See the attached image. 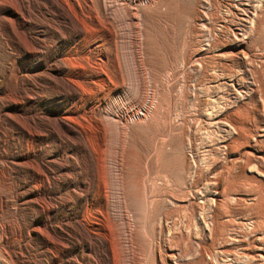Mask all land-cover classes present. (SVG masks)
Returning a JSON list of instances; mask_svg holds the SVG:
<instances>
[{
	"label": "rangeland",
	"instance_id": "rangeland-1",
	"mask_svg": "<svg viewBox=\"0 0 264 264\" xmlns=\"http://www.w3.org/2000/svg\"><path fill=\"white\" fill-rule=\"evenodd\" d=\"M86 1L106 26L84 44L64 0H0V264H150L138 246L160 233L154 222L189 235L179 247L160 240L181 262L207 242L214 202L224 245L244 263L236 240L264 238L251 218L264 189V0H102L119 21ZM135 8L137 30L126 15ZM242 50L262 80L245 72ZM74 61L112 80L79 98L57 71ZM69 111L80 122H66ZM240 133L248 144L235 143Z\"/></svg>",
	"mask_w": 264,
	"mask_h": 264
},
{
	"label": "bare ground",
	"instance_id": "bare-ground-1",
	"mask_svg": "<svg viewBox=\"0 0 264 264\" xmlns=\"http://www.w3.org/2000/svg\"><path fill=\"white\" fill-rule=\"evenodd\" d=\"M77 3L75 4H72V2H69V0H64V4H66L67 6H70L71 7V12H69V16H68V19H73L77 25L81 28L78 32L81 33V35L83 34V37H82V43H87L88 42V36H87V32L89 31H97L100 30L101 28H103L105 23H103V21H101L102 19L96 15V14H90L89 12L88 13H84L83 9H82V4L80 0H76ZM89 1V0H88ZM88 1H86V5H88ZM98 1V0H97ZM148 1V0H147ZM260 1V0H259ZM90 2V1H89ZM102 2V0H101ZM129 2V1H128ZM150 2L153 3L152 0H150ZM84 3V2H83ZM99 3V2H98ZM97 3V4H98ZM261 3V2H260ZM63 4V5H64ZM82 4V5H81ZM91 4V3H90ZM151 4V3H150ZM149 5V3H148ZM260 5V4H259ZM90 7V5H88ZM94 6V5H93ZM99 6V5H98ZM79 10H78V8ZM92 7V6H91ZM101 7V10L103 11V15H106V13L108 12L107 9H112L113 12H115L117 15H116V18L118 17V21H119V14L117 13V11L113 10V2L112 1H109V4L107 3H104V1L101 3L100 5ZM69 8V7H68ZM93 8V7H92ZM95 8V7H94ZM263 8V7H261ZM96 9V8H95ZM95 9H93L95 11ZM66 10V9H65ZM68 10V9H67ZM92 10V11H93ZM140 9H133L132 12L130 11H126V15L128 16L129 20L133 21V25L135 24L136 26V30H137V23L134 22V20H138L139 17H143V14L141 11H139ZM143 10V9H142ZM255 10L256 9H253L254 13H255ZM69 11V10H68ZM145 11V10H144ZM87 12V11H86ZM91 12V11H90ZM97 13V10L95 11ZM111 12V15L112 13ZM119 12V11H118ZM260 12V11H259ZM92 13V12H91ZM94 13V12H93ZM99 13V12H98ZM100 14V13H99ZM66 15V14H65ZM102 15V16H103ZM109 14H107L108 16ZM110 15V16H111ZM114 15V14H113ZM112 15V18L115 16ZM197 15V16H196ZM195 16V19H197V17H200L199 14H196ZM252 16V15H251ZM257 16V15H256ZM261 16V15H260ZM106 17V16H105ZM104 17V18H105ZM254 17V15H253ZM115 18V17H114ZM115 18V20H117ZM248 19H250V17L247 16ZM255 18V17H254ZM106 19V18H105ZM105 19H104V22H105ZM140 20V19H139ZM108 21V20H106ZM247 21V20H245ZM257 22V20H255ZM103 23V25H101ZM121 23V22H120ZM245 23V22H244ZM249 23V21H248ZM255 24V23H254ZM76 25V27H77ZM117 25V24H116ZM246 25V24H245ZM121 26V25H120ZM129 26V25H128ZM140 26V25H139ZM254 26V25H253ZM118 27V26H117ZM244 27V26H243ZM247 27V26H246ZM257 27L255 26V31H256ZM264 29V28H263ZM242 30V29H241ZM76 31V30H75ZM137 32V31H136ZM140 33V31H138ZM116 33V31H115ZM102 34V33H101ZM254 34V33H253ZM136 35V34H135ZM116 36V35H115ZM139 36V34H138ZM137 37V36H136ZM236 37V36H235ZM139 38V37H138ZM115 39V38H114ZM214 39V38H213ZM108 40V39H107ZM241 40V38H240ZM114 41V40H113ZM214 41V40H213ZM239 41V40H238ZM245 41V39H244ZM107 42V41H106ZM137 42V41H136ZM135 42V43H136ZM121 43V42H120ZM207 43V42H206ZM239 43V42H238ZM242 43H243V39H242ZM83 44V45H84ZM99 46L100 45V41L99 40H96L95 41V46ZM139 44V43H138ZM209 44V43H207ZM119 45V44H118ZM213 42L210 41V45H208V48L205 50L203 48V50L205 51H201L199 50L195 56H197V58H201V57H204L203 55H205L210 49V47H212ZM117 46V44L115 45ZM206 46V45H205ZM140 48V47H139ZM109 49V48H108ZM242 49V48H241ZM240 49V50H241ZM93 50V49H92ZM102 50V49H101ZM119 50H122V49H119ZM118 50V51H119ZM239 50V49H238ZM246 50V49H245ZM76 51V50H75ZM94 51V50H93ZM107 51V50H106ZM138 51V50H137ZM237 51V50H236ZM242 54H243V58H239V60L241 59V62L245 65H248L249 67L247 68V73H249L250 75H256L258 76V78H260L262 80V72L260 68L258 67H255L254 65H252L250 63V59H249V56L247 57L246 55V52L244 50H242ZM140 52V51H139ZM191 52V51H190ZM138 53V52H137ZM236 54V53H235ZM122 55V54H121ZM207 55V54H206ZM210 55V54H209ZM108 56V55H107ZM112 56V55H111ZM141 56V55H139ZM138 56V57H139ZM190 56V55H189ZM211 56V55H210ZM227 56V55H226ZM97 57V56H96ZM214 57V56H213ZM78 58V57H77ZM117 58V61H118V57L116 56ZM132 58L134 60L138 59L137 58V55L135 52L132 53ZM199 58V59H200ZM205 58V57H204ZM203 58V59H204ZM96 59V58H95ZM140 59V58H139ZM142 59V58H141ZM140 59V60H141ZM190 58L188 57L186 59V61H188ZM196 58H194L195 60ZM211 59V58H210ZM79 60L82 62L85 61L86 62V57H81L79 58ZM94 60V59H93ZM97 60V59H96ZM102 60V59H100ZM138 61V62H141V61ZM201 60V59H200ZM212 60V59H211ZM64 61V59H63ZM92 61V60H91ZM98 61V60H97ZM108 61V60H107ZM106 61V62H107ZM249 61V62H248ZM66 62V61H65ZM81 62H77V61H74L72 62L71 65L67 64H59L58 67H57V71H59L60 73H62V76L67 79L68 81L72 82L76 87H77V91H74L75 92V96L78 95L79 98H83V99H87V98H84V96L82 97L81 94L82 91L81 90H89L90 89V86H103L104 85H107L111 80L106 77V74L103 72H98V71H95L94 73H88V69H86V67L83 65V63ZM95 63V61H93ZM105 62V61H104ZM192 62V61H191ZM210 62V61H209ZM70 63V62H69ZM184 63V62H182ZM95 64H98L95 63ZM197 64H198V61H197ZM214 64V63H213ZM218 64V63H217ZM222 64V63H220ZM87 65V64H86ZM91 65V64H89ZM106 65V64H105ZM192 65V64H191ZM200 65V64H199ZM93 66V65H92ZM108 66V65H106ZM201 66V65H200ZM211 66V65H210ZM74 67H77V68H80V69H74ZM85 67V68H84ZM203 67V66H202ZM201 67V68H202ZM221 67V65H220ZM233 67V66H232ZM247 67V66H246ZM200 68V67H199ZM197 68V69H199ZM223 69H226L227 67L225 65L222 66ZM102 69V67H101ZM207 70V69H206ZM213 70V68H212ZM215 70V69H214ZM231 70V69H230ZM104 71V70H102ZM199 71V70H198ZM227 72V71H226ZM210 73V72H209ZM208 73V74H209ZM217 73V72H216ZM233 73V72H232ZM201 74V73H200ZM229 76H231L232 74H230L228 72ZM264 74V73H263ZM59 75V74H58ZM251 75V76H252ZM209 77V76H208ZM213 79V78H212ZM264 82V81H263ZM113 83V82H112ZM215 85V84H214ZM185 87V86H184ZM263 87V86H262ZM171 88V87H170ZM259 89V88H258ZM263 89V88H262ZM96 90V89H95ZM110 90V89H109ZM237 90V89H236ZM253 90V89H252ZM92 92V90H91ZM244 92V91H243ZM86 93V92H85ZM94 93V92H93ZM90 94V93H89ZM96 94V93H95ZM243 95V94H242ZM101 96V95H100ZM143 96V95H142ZM94 97V96H93ZM98 97V96H97ZM145 97V96H144ZM263 98H261L262 100ZM207 100V99H206ZM92 102V101H91ZM107 104V103H106ZM112 105V104H111ZM235 105V104H234ZM115 106V105H114ZM94 107V106H93ZM101 107V106H100ZM106 108V107H105ZM89 109V108H88ZM102 109V108H101ZM237 109V108H236ZM241 109V108H240ZM78 110V109H77ZM69 111V113H67L68 115H64L63 119L66 121V122H69L71 124L73 123H78V120L74 115H73V112L77 114L78 111ZM112 110V109H111ZM111 110H107V116L108 114L109 115H117L116 112H112ZM170 110V109H169ZM214 111V110H212ZM218 112V111H217ZM96 113V112H95ZM95 113H93L95 115ZM212 113V112H211ZM240 113V112H239ZM238 113V114H239ZM237 114V115H238ZM241 115V114H240ZM63 116V115H62ZM83 116V115H81ZM225 116V115H224ZM232 116V114H231ZM114 117V116H113ZM124 116L121 114L120 115V120L123 118ZM213 117V116H212ZM236 117V116H235ZM238 117V116H237ZM83 118V117H82ZM98 118V116H97ZM222 118V117H221ZM86 120H88L87 118H84ZM90 119V118H89ZM125 119V118H124ZM128 119V118H127ZM126 119V120H127ZM78 120V121H77ZM92 120V119H91ZM95 120V119H94ZM125 120V121H126ZM217 120V119H216ZM222 121V120H220ZM233 121L235 123H239L238 121L234 120ZM80 122V121H79ZM84 122V121H83ZM180 122V121H179ZM216 122V121H215ZM229 122H230V117H229ZM212 123V121H211ZM217 123V122H216ZM224 123V122H223ZM227 123V122H226ZM243 123V122H242ZM88 124V123H87ZM92 124V123H91ZM81 125V123H80ZM229 125V124H228ZM82 126V125H81ZM94 126V125H93ZM92 126V127H93ZM169 126L171 127V129H174L172 125V123L169 124ZM230 126V125H229ZM67 127V126H66ZM188 127V125H187ZM233 127V126H232ZM231 127V128H232ZM239 126L236 127V129L238 128ZM243 127V126H242ZM263 127V126H262ZM68 128V127H67ZM82 128V127H81ZM124 128H125V125H124ZM70 130H73L71 127H69ZM93 129V128H91ZM240 130V128H238ZM75 130V129H74ZM73 130V132H74ZM86 130V129H85ZM175 130V129H174ZM232 130H234V128H232ZM242 130V129H241ZM261 130V129H260ZM182 131V130H181ZM87 132V130L85 131ZM168 136V135H167ZM237 137L234 138L235 140V143L237 145L239 144H248L249 143V139H247L248 137H246L245 135L243 134H238L236 135ZM88 138V137H87ZM227 138V137H226ZM162 139V138H161ZM163 140V139H162ZM89 141V140H88ZM225 142V141H224ZM233 142V140H232ZM260 144V142H259ZM263 144H264V141H263ZM86 149L88 147L85 146V144L83 143L82 144ZM90 145V144H89ZM156 145V144H155ZM232 146V145H231ZM153 147V146H152ZM156 147V146H155ZM103 149V148H102ZM122 149V148H121ZM103 151V150H102ZM91 153V152H90ZM115 155V154H114ZM121 156V155H120ZM249 158V157H248ZM200 159V158H199ZM250 159V158H249ZM112 160V158H111ZM194 160V159H193ZM196 163V162H195ZM249 163V161H248ZM116 166V165H115ZM195 166V165H194ZM101 167V166H100ZM117 167V166H116ZM120 169V168H119ZM118 169V170H119ZM195 169V168H194ZM261 170V169H260ZM113 171V170H112ZM203 171V170H202ZM194 172V170H193ZM263 172V170H262ZM261 172V173H262ZM194 174V173H193ZM262 175L264 176V173H262ZM98 176V175H97ZM199 177V176H197ZM215 179V178H214ZM218 179V178H217ZM196 180V179H195ZM198 180V179H197ZM216 181V180H215ZM154 182V181H153ZM167 182V181H166ZM194 182V181H193ZM217 182V181H216ZM152 183V182H151ZM168 183V182H167ZM198 183V182H197ZM195 183V184H197ZM209 183V182H208ZM154 185V183H152ZM194 184V185H195ZM191 185V184H190ZM215 185V184H214ZM227 185V184H226ZM157 186V184H156ZM165 186V185H163ZM167 186V185H166ZM199 188V187H198ZM225 192V191H224ZM197 193V192H196ZM180 194V193H179ZM181 195V194H180ZM183 195V194H182ZM177 196V195H176ZM262 196V203H261V206H260V209L258 212H255V215L252 218V232H255L257 231L258 229H262L264 230V189H262V191L258 194V197ZM182 197V196H181ZM177 198H179L177 196ZM175 199V198H174ZM177 200V199H176ZM257 202V201H256ZM260 202V201H259ZM199 206V203H192L191 207L192 209L194 208L193 206ZM217 206H220V204L214 202L211 210L212 212H210V215L207 217L205 221V230H207L208 234L204 235V237L207 238V242L203 243L202 246H200L199 248L200 249H196V251L191 254V255H186L185 256V253L186 251L185 250H182L181 253H182V261L181 262H178L174 259L171 258V254H168L167 252L164 251V248L166 247L164 244H160V240L164 241L166 240L167 242L169 243H173L175 246L179 247V244L182 242V240L184 238H190L189 235L187 234H182V233H175V228L173 229V224H168V223H162V222H154L153 223V227L155 228H158L160 230V233L157 235V236H148V237H145L144 239H142L140 241V244L138 246V251L141 252V255L143 257H146L147 255H149V262L150 264H156L158 261L160 262V264H219L218 262V259L221 258V255H224L225 258L223 260L225 264H262L261 261H264V252L261 251V248L260 246H263L264 245V238H261L258 239V238H254L252 237L251 235H245V237L243 238H240V239H237V245L238 246H241V247H244V252L242 253V255L246 258V260H244V263L241 262V260H236L234 259L230 254L233 252L232 251V248L227 246V245H224V242L226 241L225 239V235H224V228L226 227L225 226V222L224 221H221L219 219V215L220 213L218 212L217 210ZM191 209V211H192ZM246 209V208H245ZM193 213V212H192ZM253 213V210L252 208H250V214ZM188 223H186L184 226L186 228H188L189 226L191 227L192 223H190L189 221H187ZM142 228H146V227H142ZM164 229H166L167 231L165 232ZM178 230V229H177ZM191 230V228H190ZM124 231L127 232L128 234L130 233V227L129 225H125L124 226ZM179 231V230H178ZM177 232V231H176ZM203 233V232H202ZM225 236V237H224ZM187 241V240H186ZM220 241V242H219ZM118 243L120 244V246L123 248V252H124V255L127 254L129 252V245L131 244L129 238L125 237V238H121ZM221 243V244H219ZM199 245V244H198ZM218 245H221L220 249L217 248ZM108 251V250H107ZM240 256V255H239ZM251 259L254 260L253 263H251ZM130 261L133 262V259H130ZM241 262V263H240Z\"/></svg>",
	"mask_w": 264,
	"mask_h": 264
}]
</instances>
